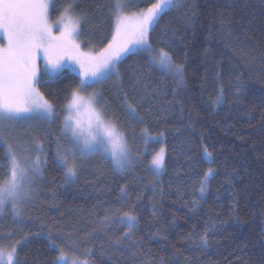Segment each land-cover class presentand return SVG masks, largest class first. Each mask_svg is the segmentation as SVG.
I'll return each instance as SVG.
<instances>
[{"label":"trees","instance_id":"obj_1","mask_svg":"<svg viewBox=\"0 0 264 264\" xmlns=\"http://www.w3.org/2000/svg\"><path fill=\"white\" fill-rule=\"evenodd\" d=\"M69 2L55 0L50 18H58ZM121 2L135 12L156 0ZM74 3L76 12L87 13L82 49L105 47L114 33L115 0ZM149 39L183 65V84L144 53L121 60L119 79L94 86L139 156L129 170L91 156L71 180L52 162L64 97L79 85L71 67L41 88L59 118L21 120L12 127L11 134L24 143L41 139L49 158L37 203L25 209L21 227L10 231L21 241L25 264H57L59 252L49 239L60 248L70 245L90 264H264V0H179ZM129 104L138 117L129 113ZM145 127L148 140L141 135ZM161 144L164 167L155 174L150 163ZM209 168L213 175L201 194ZM131 205L138 218L132 239L114 246L128 229L120 223L105 228L103 215H120ZM3 231L8 233L1 223ZM206 231L208 246L202 248L199 236Z\"/></svg>","mask_w":264,"mask_h":264},{"label":"snow or ice","instance_id":"obj_2","mask_svg":"<svg viewBox=\"0 0 264 264\" xmlns=\"http://www.w3.org/2000/svg\"><path fill=\"white\" fill-rule=\"evenodd\" d=\"M54 3L55 0H0V34L3 35L0 41V146L4 153L0 161L6 162L0 163V214L10 207L14 216L22 215L21 205L32 198L35 182L49 163L41 139L30 137V143H24L11 135L18 121L45 119L51 122L59 118L54 104L41 91L48 81L63 76L69 67L79 77V85L64 97L62 127L60 135L55 137L52 158L66 179L77 177L85 159L92 155L110 156L121 171L129 170L139 160V156H133L128 134L109 118L106 106L98 107L100 94H85L96 84L113 77L119 79V64L124 57L147 53L150 63L183 84V65L177 64L163 47L154 48L149 39L150 32L170 9L178 6L179 0H156L131 14L126 12L121 0H115L111 5L115 17L114 34L105 47L95 52L84 51L77 42L87 13L76 12L74 0L64 7L55 21L60 26L59 34L53 33L50 9ZM66 59L71 65L65 63ZM236 88L239 91L243 85L238 84ZM223 91L221 87L216 103L221 102ZM128 108L134 118L138 117L135 107L129 104ZM141 135H149V129L143 128ZM132 136L135 138V129H132ZM204 152L211 161L212 153L206 146ZM151 164L156 169L164 167L163 148L153 156ZM212 175V168L203 174L201 194L205 192L204 182ZM121 193L126 197L124 188ZM134 209L135 205H131L120 215L104 213L101 223L105 228L120 223L128 229L114 241V246L132 239L138 219L133 214ZM67 239L70 241L71 236ZM199 240L202 248L208 246L207 231ZM20 243L13 239L11 232L0 236V264H25L19 255ZM52 243L55 245V241ZM57 247V259L63 264H90L88 259H81L72 251L70 245L67 249ZM84 251L87 256L93 255L90 249Z\"/></svg>","mask_w":264,"mask_h":264},{"label":"rangeland","instance_id":"obj_3","mask_svg":"<svg viewBox=\"0 0 264 264\" xmlns=\"http://www.w3.org/2000/svg\"><path fill=\"white\" fill-rule=\"evenodd\" d=\"M121 3H122V2H121ZM123 4H124V3H123ZM125 5H126V4H125ZM126 12H127L128 14H131V13H132V12L127 11V7H126ZM58 19H59V17L56 18V19H51V18H50V23H52L53 33H54L55 35H58V34H59L58 29H59L60 26H59L58 24L55 23V21H57ZM114 22H115V21H114ZM114 31H115V24H114ZM113 34H114V33H113ZM0 41H3V35H2V34H0ZM77 42H78L79 44H81V40H80L79 36H78V38H77ZM83 50H84V51H92V52H95V51H97V50H99V49L85 48V49H83ZM66 60H67V59H66ZM67 61H68V60H67ZM69 62H71V61H69ZM40 67H41V68L44 67L42 60L40 61ZM158 67H159V66H158ZM159 68H160V67H159ZM171 75H172V74H171ZM113 78H115V77H113ZM113 78H112V79H113ZM99 84H101V83H99ZM99 84H98V86H99ZM91 92H98V93H99V88H96V87H90V88H88V89L86 90V93H85V94H87V93H91ZM98 107H103L102 104H101V101H100V95H99V98H98ZM40 120H45V119H40ZM45 121H48V120H45ZM62 121H63V119H62ZM62 121H61V127H62ZM16 123L21 124V121H18V122H16ZM11 135H12V134H11ZM12 136H13V135H12ZM149 138H150V137H146V135H145V139H146V140H148ZM158 140H160V142H161V139H158ZM128 142H129V139H128ZM25 143H26V142H25ZM129 145H130V143H129ZM161 148H163L162 144H161ZM161 148H160V149H161ZM54 149H55V147H54ZM160 149L157 150V152H159ZM54 151H55V150H54ZM157 152H156V153H157ZM156 153H155V154H156ZM155 154H154V155H155ZM154 155H153V156H154ZM92 156H96L97 159L100 160V161H101V160L103 161L104 159H108V160H110V161L112 162L110 156H104V157H102L101 155H92ZM133 156L135 157L136 155L133 154ZM90 157H91V156H89V157L86 158L85 160H88ZM151 161H152V160H151ZM112 164L114 165V167H116V165L114 164V162H112ZM116 168H117V167H116ZM150 168L152 169V171H154L155 174H159L160 171H161V169H156L154 166H152L151 163H150ZM41 177H42V176H40L39 178H37V180H36V182H35V185H34V188H33V191H32V198H31L29 201H27V202H25L24 204L21 205V212H22V215H21V216H14L10 207H9V208H6L5 211H4L2 214H0V224L3 223V224L5 225V227H6L8 233H9L10 231H12L14 227H15V228H17V227H21V226H20V224H21V218H22V216H23V214H24V212H25V209L28 208V207H31L33 204L37 203V201H38V199H39L38 196H39V194H40V189H39L38 181H39V179H40ZM72 179H74V178H72ZM72 179H71V180H72ZM4 235H5V234H4V231H3L2 234L0 233V236H4ZM49 242H50L51 246H54V247H56V248L58 249V247H57L56 244L53 245L51 239H49ZM58 252H59V251H58ZM82 259H83V258H82ZM56 262H57V264H63V262H62V261H59L58 259H57Z\"/></svg>","mask_w":264,"mask_h":264}]
</instances>
